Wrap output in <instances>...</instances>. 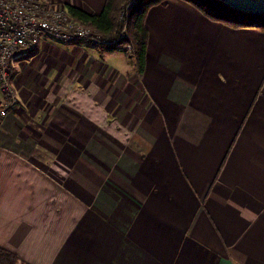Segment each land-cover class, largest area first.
I'll return each instance as SVG.
<instances>
[{
  "label": "crops",
  "instance_id": "1",
  "mask_svg": "<svg viewBox=\"0 0 264 264\" xmlns=\"http://www.w3.org/2000/svg\"><path fill=\"white\" fill-rule=\"evenodd\" d=\"M146 26L143 68L43 35L12 69L0 246L21 264H264V28L189 0Z\"/></svg>",
  "mask_w": 264,
  "mask_h": 264
},
{
  "label": "built area",
  "instance_id": "2",
  "mask_svg": "<svg viewBox=\"0 0 264 264\" xmlns=\"http://www.w3.org/2000/svg\"><path fill=\"white\" fill-rule=\"evenodd\" d=\"M135 1L128 0L121 9L122 33L127 30V12ZM91 28L76 21L63 0H0V119L18 98L12 81V69L18 58L36 48L43 35L64 41L87 40L101 44L116 41Z\"/></svg>",
  "mask_w": 264,
  "mask_h": 264
},
{
  "label": "trees",
  "instance_id": "3",
  "mask_svg": "<svg viewBox=\"0 0 264 264\" xmlns=\"http://www.w3.org/2000/svg\"><path fill=\"white\" fill-rule=\"evenodd\" d=\"M165 0H136L130 7L128 25L122 33L123 24L119 19V12L125 0H106L99 11H87L84 8L64 2L73 18L87 26L95 28L102 36L115 38L116 41L107 43L116 47L127 44L137 54L144 67L145 52L148 43V28L146 26V13L154 5ZM195 4L209 18L229 23L233 26L259 25L264 28V12H244L232 6L226 0H189ZM0 264H21L18 256L0 246Z\"/></svg>",
  "mask_w": 264,
  "mask_h": 264
},
{
  "label": "water",
  "instance_id": "4",
  "mask_svg": "<svg viewBox=\"0 0 264 264\" xmlns=\"http://www.w3.org/2000/svg\"><path fill=\"white\" fill-rule=\"evenodd\" d=\"M235 8L244 12L263 13L264 0H226Z\"/></svg>",
  "mask_w": 264,
  "mask_h": 264
},
{
  "label": "rangeland",
  "instance_id": "5",
  "mask_svg": "<svg viewBox=\"0 0 264 264\" xmlns=\"http://www.w3.org/2000/svg\"><path fill=\"white\" fill-rule=\"evenodd\" d=\"M128 0H125V2H124V4H126V2H127ZM124 4H123V6H124ZM122 6V7H123ZM130 10V8L128 9V11ZM120 14H121V11L119 12V19H120ZM87 26V25H86ZM89 27H91V26H89ZM91 29H95V28H91ZM96 30V29H95ZM97 31V30H96ZM98 32V31H97ZM23 60H25L27 63H29L30 62V59L29 58H27V57H23L22 58ZM17 70H18V72H20L21 71V67H19V65H18V67H17ZM33 78H36V75L35 76H32ZM0 82H1V80H0ZM1 84V83H0ZM1 86V85H0ZM13 86H14V84H13ZM15 87V86H14Z\"/></svg>",
  "mask_w": 264,
  "mask_h": 264
}]
</instances>
